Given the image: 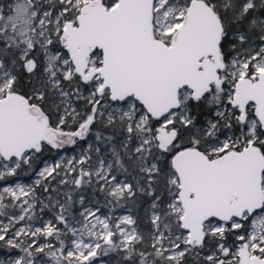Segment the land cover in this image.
Here are the masks:
<instances>
[{
    "label": "snow or ice",
    "instance_id": "6c2138e0",
    "mask_svg": "<svg viewBox=\"0 0 264 264\" xmlns=\"http://www.w3.org/2000/svg\"><path fill=\"white\" fill-rule=\"evenodd\" d=\"M7 7L0 181L90 134L112 147L108 159L90 143L79 157L45 163L33 184L0 188V244L19 250L0 264H94L117 250L138 264H264V0ZM58 176L77 189L95 181L109 203L150 197V244L131 215L84 207L77 218L71 192L44 203L37 189L59 195L50 185ZM38 207L57 211L44 220Z\"/></svg>",
    "mask_w": 264,
    "mask_h": 264
},
{
    "label": "rangeland",
    "instance_id": "374dc122",
    "mask_svg": "<svg viewBox=\"0 0 264 264\" xmlns=\"http://www.w3.org/2000/svg\"><path fill=\"white\" fill-rule=\"evenodd\" d=\"M15 3V0L13 1H7V0H1L0 1V8L2 7V4H6L7 6L13 5ZM5 14H7V11H5ZM255 38V37H254ZM211 116V112L208 111V115L207 117ZM206 117V116H205ZM205 117L203 118V120L205 119ZM96 131L93 130V133ZM105 135H111V132H105ZM90 143L95 144V146L100 147L101 152L99 155L102 156H106L108 159H111V155H110V149L112 147L111 144L109 143H102V142H96L95 141V135L94 134H90L88 137H86L84 140L78 141L77 144L75 145H70V146H65V148L63 149H46L43 154H38L37 157L35 158L33 165H35V163L37 162V160L40 161L39 164L36 165V167L29 169L28 171L26 170V174L25 176H21L18 178H10V179H5L0 181V188L4 187V186H11L14 185L16 183H21V184H25V185H29V184H33L35 179H37V173L39 172V170L44 166L45 163L48 164H52L55 163L57 160H60L61 158H71L73 156L79 157V155L82 153V151L84 149H86L88 147V145ZM97 153L92 152L91 156H92V160L95 161L97 158ZM41 157V158H40ZM75 175V174H73ZM119 179H123L124 176L123 174L118 176ZM59 179L60 177L58 176L56 178V180L51 181L50 185L51 188H56V186H54V182H56L59 185ZM69 181H71L72 179V175H70L68 177ZM129 179H131V177H129ZM62 187V191L63 193L66 192H71L74 198V203L72 205V215L79 218V213L81 211H83L84 207H99L100 208V214L103 215H111L113 217V219H116L118 217L121 216H125V215H131L133 216V218L136 220V215L133 211V209L130 206H124L122 208L119 209H114V207H106L102 204H100V197L105 198L104 196H106L105 193H102L98 190V185L95 183V181H93V183L91 184H84L82 185L80 188H75L74 185H72L71 183H68L66 186L64 185H60ZM99 193V195H95V193ZM37 196L44 200V203H48V199L47 196H50V194H44L43 193V189L39 188L37 189ZM83 196L84 197V205L82 206L79 203V199L80 197ZM149 199H151L150 197H148ZM150 204L151 201L149 203V205H147L146 210H148L149 212V217H150ZM55 210V208H48L45 209L43 213H39V207L37 208V212L40 214V216L42 217V219L44 220H49L53 218L52 212ZM143 211V215L146 214V212ZM149 217L145 220H143L141 223H136V227L138 229V231L143 234L146 238V242L148 244H150V239H148L151 230H152V225H148L150 223V219ZM151 224V223H150ZM79 226V225H77ZM51 239V238H49ZM234 240L233 236H229L228 237V243L231 244ZM1 247H3L2 244H0ZM141 248L144 247V245L140 246ZM5 252L0 251V260H8L10 258H15L16 255L19 254V250H9L7 248H5ZM149 251H151V249L149 248ZM208 254L207 252L202 253L201 255H206ZM125 257V253L121 250H117V251H112L109 252L108 255L104 256H99L96 258V260L94 261V264H116V258H124ZM188 259H191V264H198L197 258L195 256H191ZM48 262V264H51L50 258L46 257V256H42L40 257L38 264H45V262Z\"/></svg>",
    "mask_w": 264,
    "mask_h": 264
},
{
    "label": "trees",
    "instance_id": "16d2710c",
    "mask_svg": "<svg viewBox=\"0 0 264 264\" xmlns=\"http://www.w3.org/2000/svg\"><path fill=\"white\" fill-rule=\"evenodd\" d=\"M208 115V110L206 108H202L201 109V114L199 115V119L203 120V118L205 116ZM96 128H94L93 130H95ZM97 130V129H96ZM41 158V157H40ZM40 160V159H39ZM37 160V162L35 163V165L32 166V168L36 167L37 164L40 163V161ZM31 168V169H32ZM26 170L28 171L29 168L27 167H23L21 169L18 170L17 175L16 176H11V177H7V179L10 178H18L21 176H25L26 174ZM54 186H56V188H58L59 190V195L56 192H49L50 196L55 200V199H59L61 202L64 201V193L61 190L62 187L60 185H58L56 182H54ZM95 195H99V193H95ZM105 198H101L100 197V204L106 206V207H114V209H119L122 208L124 206H130L134 213H135V217H136V221L138 223H141L143 220L147 219L149 217V212L148 210L145 211L147 205H149L151 199L148 198V196H146L145 194L139 193L137 192L135 197L133 198H127L124 200H121L118 204L113 202V203H109V199L106 196H104ZM74 199V198H73ZM56 209L52 212V215L54 217V215L56 214ZM143 211L146 212L145 215H143ZM148 225H151L150 223ZM53 243H55V241H52ZM0 251L5 252V247H1L0 246ZM47 257V256H46ZM49 258V257H48ZM116 264H138V260H126L125 258H116ZM191 259H188V264H191Z\"/></svg>",
    "mask_w": 264,
    "mask_h": 264
},
{
    "label": "flooded vegetation",
    "instance_id": "af4514ba",
    "mask_svg": "<svg viewBox=\"0 0 264 264\" xmlns=\"http://www.w3.org/2000/svg\"><path fill=\"white\" fill-rule=\"evenodd\" d=\"M7 1H13V0H7ZM1 6H2L1 8H4V11H8V7L6 4H2Z\"/></svg>",
    "mask_w": 264,
    "mask_h": 264
}]
</instances>
